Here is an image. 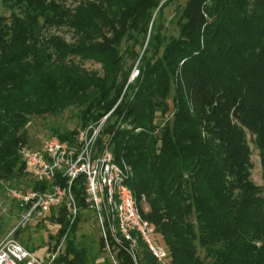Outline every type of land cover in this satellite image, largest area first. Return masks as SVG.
<instances>
[{"label": "trees", "instance_id": "1", "mask_svg": "<svg viewBox=\"0 0 264 264\" xmlns=\"http://www.w3.org/2000/svg\"><path fill=\"white\" fill-rule=\"evenodd\" d=\"M2 1L10 15H0V189L47 186L31 179L19 154L31 146L32 119L73 107L79 127L51 129L71 141L106 116L98 145L108 142L131 167L127 185L169 264H264V0H187L178 35L168 37L161 18L174 0ZM61 27L72 41L50 32ZM249 141L262 186L251 178ZM72 191L84 209L82 177ZM64 215L49 218L57 242ZM79 215L54 264H113L102 236L103 261L77 240ZM110 243L117 264H135ZM137 255L159 264L141 240Z\"/></svg>", "mask_w": 264, "mask_h": 264}, {"label": "built area", "instance_id": "2", "mask_svg": "<svg viewBox=\"0 0 264 264\" xmlns=\"http://www.w3.org/2000/svg\"><path fill=\"white\" fill-rule=\"evenodd\" d=\"M105 120L106 116L78 128L71 141L50 134L35 148L22 146L19 149L31 179L47 186L6 188L7 196L19 206V221L0 238V264H54L64 251L67 232L84 209L94 214L105 252L113 264H117V259L110 238L128 249L135 264H141L137 255L139 240L146 244L159 264H169L165 247L151 238L156 233L153 224L143 217L127 185L131 167L123 160L116 161L108 142L98 145ZM79 177H82L86 204L82 210L72 191ZM141 202H145L144 195ZM61 209L65 210L66 231L58 242L52 239L47 256H35L15 237V231L24 224L45 222L51 214L58 216ZM57 230L58 226L55 233Z\"/></svg>", "mask_w": 264, "mask_h": 264}, {"label": "rangeland", "instance_id": "3", "mask_svg": "<svg viewBox=\"0 0 264 264\" xmlns=\"http://www.w3.org/2000/svg\"><path fill=\"white\" fill-rule=\"evenodd\" d=\"M55 1L61 2L65 6L73 7L80 1L84 0ZM186 1L187 0H174L163 9L161 18V22L163 24L162 33L165 34L166 37L178 35V25L176 22L179 17L180 8L185 4ZM0 15H4L6 17L10 15V7L2 0H0ZM50 32L58 34L68 41L73 40L71 31H69L66 27L52 28L50 29ZM123 48L124 44L122 46V51ZM131 61L132 60H129L128 64H130ZM83 66L88 70H100V65L93 61H86L83 63ZM135 74L136 70L133 69L131 77ZM168 104L172 108V102L170 100H168ZM163 119L160 117L159 113H157L155 122L162 126L165 122ZM77 127H79V119L77 116V112L73 107L67 108L57 116L45 115L42 117H35L27 126L29 138L28 144L31 145V147L35 148L44 137L52 134L51 129H57L59 132H62L63 130H72ZM249 144L252 150L251 161L253 164V167L251 169V178L256 184L262 186L263 181L261 179V166L258 152L251 141H249ZM1 183L3 184V186L0 189V238L10 232V230L19 221V206L6 194V188L11 186L9 185V182ZM18 185H22V183H18ZM143 208L145 210L148 209L146 202L143 203ZM56 227L57 226L50 219L38 224L29 222L28 224H24L22 228H20L21 231L17 239L23 244H27L30 248H32L31 251H33V254L41 258L48 255L47 247L52 242V239L49 236L55 233ZM100 236L101 233L94 214L89 210H82L79 215V222L76 230L77 240L85 248H88L92 253H96L99 261H103L106 257L105 253L104 251H98ZM156 236L157 234H152L151 238L154 239ZM200 254L202 255V252H200Z\"/></svg>", "mask_w": 264, "mask_h": 264}]
</instances>
